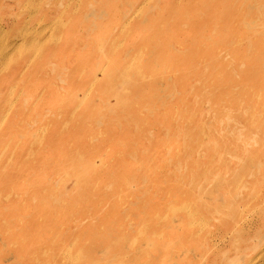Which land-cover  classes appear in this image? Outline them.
<instances>
[{
	"label": "rangeland",
	"instance_id": "obj_1",
	"mask_svg": "<svg viewBox=\"0 0 264 264\" xmlns=\"http://www.w3.org/2000/svg\"><path fill=\"white\" fill-rule=\"evenodd\" d=\"M0 25V264H264V0Z\"/></svg>",
	"mask_w": 264,
	"mask_h": 264
},
{
	"label": "bare ground",
	"instance_id": "obj_2",
	"mask_svg": "<svg viewBox=\"0 0 264 264\" xmlns=\"http://www.w3.org/2000/svg\"><path fill=\"white\" fill-rule=\"evenodd\" d=\"M4 34V32H3V27L0 25V35H3ZM4 51L2 50L1 52H0V55H4Z\"/></svg>",
	"mask_w": 264,
	"mask_h": 264
}]
</instances>
